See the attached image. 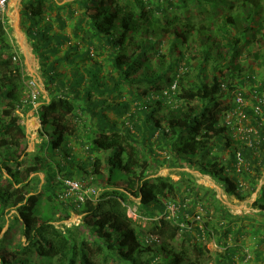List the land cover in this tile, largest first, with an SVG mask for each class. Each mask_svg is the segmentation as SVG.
Wrapping results in <instances>:
<instances>
[{"label": "trees", "instance_id": "obj_1", "mask_svg": "<svg viewBox=\"0 0 264 264\" xmlns=\"http://www.w3.org/2000/svg\"><path fill=\"white\" fill-rule=\"evenodd\" d=\"M60 1L25 0L22 16L49 97L36 115L50 158L25 153L26 128L16 112L32 106L22 103L23 65L0 17V235L8 226L0 264H35L32 255L37 264H202L200 239L221 248L216 264L246 260L242 228L193 214L198 192L213 197L212 190L149 174L159 164L193 168L228 197L243 201L257 192L261 223L253 231L264 230V0ZM68 20L71 36L63 32ZM242 56L250 74L238 63ZM82 116L90 122L83 125L90 151L106 153L90 169L100 179L104 162L107 176L96 197L77 205L58 199L63 179L84 184L65 164L73 158L54 157L67 149ZM133 199L138 221L128 216ZM71 214L81 223L67 227ZM143 220L146 230L137 223ZM17 226L26 244L8 247L6 236ZM262 252L264 236L257 264Z\"/></svg>", "mask_w": 264, "mask_h": 264}, {"label": "rangeland", "instance_id": "obj_2", "mask_svg": "<svg viewBox=\"0 0 264 264\" xmlns=\"http://www.w3.org/2000/svg\"><path fill=\"white\" fill-rule=\"evenodd\" d=\"M23 1L25 0H9V3L7 6L4 7L3 11H0V17L2 20L5 21L8 31V38L12 45V47L15 50V59L16 61L20 60L23 65V72H24V89L25 93L23 94V104L24 102L28 105V103L31 101V93L36 92L38 95L36 96V100L34 103H36L37 110L39 106H41L42 102H48V92L45 90L44 81L41 76V67L39 65L38 58L33 53V50L31 48L30 42L27 38V35L25 33V27H24V18L23 16ZM74 0H61L59 4L64 3H72ZM20 8L19 13V19H16L17 11H15L16 8ZM15 11V12H14ZM14 12V14H13ZM66 16V15H64ZM68 17V16H67ZM66 17V18H67ZM16 19V20H15ZM19 21L20 23V29H16V31L13 32L12 26L15 25V22L17 23ZM74 20H68L67 27L63 31L65 34L71 36L70 29H71V22ZM42 27V25H40ZM22 34L25 36L22 38ZM74 42V41H72ZM66 46H64L65 48ZM63 48V50H64ZM63 51H60L62 54ZM26 56V59L24 60V56ZM95 57V56H94ZM99 60V59H98ZM25 61V62H24ZM238 63L244 73L248 74L251 70L250 64L242 57L238 59ZM252 66V65H251ZM253 70V66H252ZM262 71V69H261ZM253 72V71H252ZM251 73V72H250ZM249 73V74H250ZM253 74V73H252ZM257 79L260 80L259 76H257ZM175 85V84H174ZM174 86H172L173 88ZM233 98H230L228 100L224 101L223 105H230L233 103ZM230 103V104H227ZM36 110V111H37ZM26 107L23 109L19 108L17 110V115L20 117L21 122L27 127L26 133H27V143L25 146V153L29 154L30 156L33 155H44L46 158H50L52 154L45 152V144L47 143V136H40V132L42 130L40 121L38 117L36 116V111L32 108L30 110L35 114V117L37 119V125L34 127H30V125L27 126V118L29 117L27 115ZM112 115H109L110 118H114ZM228 120V118H227ZM89 120L84 119L83 116L78 120L77 124V132L75 137H69L68 140V147L66 150L62 149V154L54 157L55 160L57 159V162L65 163L64 158L68 159V157H72L73 159L71 161H66L68 167H72L74 169L75 178L77 180H81L84 184H88L93 189H96L98 192L102 190V188L106 184V173L104 172L105 164L102 163L100 167V172L102 174V178H97L94 173L91 171V163L94 161L95 157H99L100 160H103L106 153H94L90 151L87 139H85V136L89 135V130L85 127L83 129V125H86L89 127ZM237 123V122H236ZM237 125V124H236ZM25 127V128H26ZM243 127V125H242ZM31 128V129H30ZM239 132V130H238ZM77 136V137H76ZM61 149V147L59 148ZM58 149V150H59ZM57 151V150H56ZM51 155V156H50ZM162 157H165V159H168V156H166L165 153L159 154ZM226 156V154H225ZM90 158V160H89ZM154 171H151L149 174L150 177H169L173 182H178L182 178L189 183H191L192 186L200 185L203 187L208 188L209 190L213 191V197L210 196V194H207L204 191H199V196H202V199L196 201L197 203L194 205V211L193 214H198L201 216V221L204 222L205 220H211V222H223L225 225H229L230 227H233V230L236 231L238 228H242L243 235L240 237V244H243L245 246V251L241 256L245 255L246 260L239 259L237 264H245L247 261V264H257L256 260H254V251L256 250L257 244L261 240L262 236H264V230H260L259 232L253 231L256 224H259L261 222H255V219L259 217L257 216V210L255 209L253 203L257 197V192L253 193L251 196L247 197L243 201H239L235 199L234 197H228L222 188L218 186L211 178L207 176L200 175L197 171H195L193 168H178V167H169L167 164H159V167L156 169H153ZM87 171V172H86ZM88 174H86V173ZM61 177L62 175H58ZM39 184L37 185L38 188L41 187L43 184L45 176L43 174H39ZM263 180H261V184H263ZM208 198V199H205ZM214 199H217L221 202L223 207L228 210V213L230 214L231 218L228 220L223 219L220 216L219 211H216L215 208L217 206L214 205V202H212ZM135 205H131L128 207V216L132 218L133 220L138 221V217L136 215V209L138 206V199H133ZM178 202V200H176ZM188 201L186 200V203ZM208 210V215L205 213V210ZM176 211V208L172 204H167L166 212L170 215H173V213ZM14 214L12 212L9 216ZM234 217H238L239 221H234L233 223L230 222ZM190 222H192L193 226L199 225L197 217H190ZM257 220V219H256ZM253 221V222H251ZM263 222V219L261 220ZM81 223V219L78 215L71 214V217L65 221L64 225H77ZM140 224L142 228L146 230V227L149 226V222L143 220L137 222ZM58 227L62 226L61 222H57L56 224ZM8 227V226H7ZM6 228H4L3 233L5 234ZM20 229L15 227L13 230L8 232V235L6 236L7 239L5 240V243L10 246H14L17 243H25V240L20 235ZM1 234L0 239L4 237L5 235ZM192 237H194V234H190ZM195 239V238H194ZM161 243V242H160ZM160 243H157L159 245ZM192 243V242H190ZM200 250L202 252V255L200 258L202 260V264H216L214 262L216 256L222 252L221 248L215 244V242L212 239H200L198 241ZM229 243V242H228ZM233 243V242H232ZM231 244V242H230ZM263 245V244H262ZM177 248L180 247V242H177L175 245ZM192 257L196 258L195 254H191ZM262 258H264V252H262ZM31 259L33 263L37 264L38 261L35 259V256L32 255ZM264 264V261H263Z\"/></svg>", "mask_w": 264, "mask_h": 264}, {"label": "built area", "instance_id": "obj_3", "mask_svg": "<svg viewBox=\"0 0 264 264\" xmlns=\"http://www.w3.org/2000/svg\"><path fill=\"white\" fill-rule=\"evenodd\" d=\"M8 3H9V0H0V11H3L4 7L7 6ZM37 95L38 94L36 92H32L31 93V101L29 102L30 105L32 106V108L34 109V111L37 110L36 103H34ZM236 103L239 104L240 106L244 105L241 96L237 97ZM259 103L264 104V99L260 100ZM256 110H258V108H256ZM239 116L243 117L242 112H239ZM61 182L63 185V191L60 192L58 195V199L61 202L72 201V202L76 203L77 205H79V204H83L84 201L88 198V196L95 195V197H96V195H97L96 189H93L91 187H86L84 184H82L79 181L64 180L63 179ZM80 219H81V217H80ZM64 224H65V222H64ZM66 226L70 227L71 225H66Z\"/></svg>", "mask_w": 264, "mask_h": 264}, {"label": "crops", "instance_id": "obj_4", "mask_svg": "<svg viewBox=\"0 0 264 264\" xmlns=\"http://www.w3.org/2000/svg\"><path fill=\"white\" fill-rule=\"evenodd\" d=\"M15 11H17V15H16V19H19V11H20V8H19V6H18V8H16L15 9ZM14 11V12H15ZM14 12H13V14H14ZM15 19V20H16ZM15 27H14V25L12 26V28H13V32L14 31H16V29H20V23H19V21H17V23L15 22ZM25 36L22 34V38H24ZM23 56H24V60L26 59V56L23 54ZM25 62V61H24ZM27 115L29 116L28 118H27V126L28 125H30V127H34L35 125H37V119H36V117H35V114L33 113V112H27ZM37 116V115H36ZM26 127V126H25ZM29 127V126H28ZM26 129H27V127H26ZM31 129V128H30Z\"/></svg>", "mask_w": 264, "mask_h": 264}]
</instances>
